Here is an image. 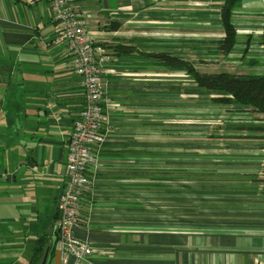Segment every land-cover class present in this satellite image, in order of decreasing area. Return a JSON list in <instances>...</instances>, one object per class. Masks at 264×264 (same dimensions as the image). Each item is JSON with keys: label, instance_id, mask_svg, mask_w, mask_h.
I'll return each mask as SVG.
<instances>
[{"label": "crops", "instance_id": "1", "mask_svg": "<svg viewBox=\"0 0 264 264\" xmlns=\"http://www.w3.org/2000/svg\"><path fill=\"white\" fill-rule=\"evenodd\" d=\"M69 1L112 62L102 76L107 142L99 169H90L95 187L75 231L94 253L68 264H264V219L209 217L187 226L170 221L163 207L154 215L148 201L154 186L169 195L170 173L185 172L187 113L201 107L187 111V91L193 103L212 97L186 72L149 55L178 56L204 73L227 72L203 68L243 64L246 49L264 52V0H241L234 10L238 41L228 56L219 50L227 0ZM60 27L47 0H0V264H30L41 237L52 246L47 264H64L57 202L84 97L66 47L56 42ZM256 142L264 149L261 141L242 143Z\"/></svg>", "mask_w": 264, "mask_h": 264}, {"label": "rangeland", "instance_id": "2", "mask_svg": "<svg viewBox=\"0 0 264 264\" xmlns=\"http://www.w3.org/2000/svg\"><path fill=\"white\" fill-rule=\"evenodd\" d=\"M242 58L243 64L233 63L226 69L206 67L203 71L264 74V52H249ZM188 92L187 111L193 110L194 104L201 107L199 112L196 107L195 114L187 113L191 116L186 118L187 164L180 166L185 172L170 173L164 186L169 195H163L159 186H154V195L148 197L154 215L163 207L169 211L170 221L187 226L209 217L240 222L264 219V173L260 167L264 149L260 142L242 143L253 140L234 138L252 134L246 128L264 126V116L214 105L211 97L204 94L193 103ZM190 140L199 142L193 145ZM181 223L179 226L183 227Z\"/></svg>", "mask_w": 264, "mask_h": 264}, {"label": "built area", "instance_id": "3", "mask_svg": "<svg viewBox=\"0 0 264 264\" xmlns=\"http://www.w3.org/2000/svg\"><path fill=\"white\" fill-rule=\"evenodd\" d=\"M53 19L61 24L56 42L64 45L80 78L84 104L68 142V161L63 192L57 202L56 222L59 250L64 264L70 258L80 262L94 253L92 247L76 237L85 195L94 189L90 169L100 166L99 151L107 142L104 134L103 73L112 60L105 47L88 34L69 0H47ZM113 72V70H108Z\"/></svg>", "mask_w": 264, "mask_h": 264}, {"label": "trees", "instance_id": "4", "mask_svg": "<svg viewBox=\"0 0 264 264\" xmlns=\"http://www.w3.org/2000/svg\"><path fill=\"white\" fill-rule=\"evenodd\" d=\"M240 2L241 0H227L221 11L225 36L221 41L219 50L224 56L230 55L237 45L238 36L232 17ZM260 44L264 46V29ZM117 51L125 55H131L133 52L131 48L122 46L117 47ZM247 51L248 49L245 52L247 53ZM149 57L169 70L186 72L200 91L212 95L210 100L212 104L230 107L232 110L239 112L245 111L264 116V74L204 73L197 70L194 64L178 56L154 53L149 55ZM251 64L256 65L257 63L251 62ZM245 131L252 134L234 138L261 141L264 144V126L249 127ZM262 170L264 173V163ZM48 248H50V255L52 246L49 239L41 237L35 246L30 264H41Z\"/></svg>", "mask_w": 264, "mask_h": 264}, {"label": "water", "instance_id": "5", "mask_svg": "<svg viewBox=\"0 0 264 264\" xmlns=\"http://www.w3.org/2000/svg\"><path fill=\"white\" fill-rule=\"evenodd\" d=\"M49 249L50 248H48V250L46 251L45 256H44L41 264H47L48 256H49Z\"/></svg>", "mask_w": 264, "mask_h": 264}]
</instances>
